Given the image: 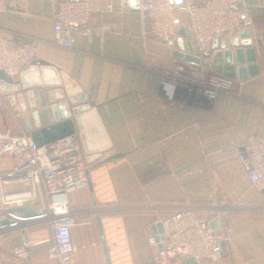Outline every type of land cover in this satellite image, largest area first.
<instances>
[{
	"label": "crops",
	"instance_id": "1",
	"mask_svg": "<svg viewBox=\"0 0 264 264\" xmlns=\"http://www.w3.org/2000/svg\"><path fill=\"white\" fill-rule=\"evenodd\" d=\"M4 1L0 35L40 43L20 86L0 78L2 115L12 122L4 131L30 134L46 127V110L54 123L53 107H89L77 116L91 172L89 188L69 198L80 221L71 232L72 264H156L148 237L161 236V221L184 210L229 228L231 242L214 264H264V192L251 186L240 162L245 143L264 137V0H246L248 19L212 42L209 65L201 60V67L176 59L152 35L142 14L146 0L138 9L124 0H95L90 26L116 31L91 40L78 35L74 51L53 46L52 0ZM189 26L184 16L185 42L198 54ZM184 65L200 78L234 75L232 92L210 100L181 91L169 101L160 77L146 69ZM116 154L124 157L105 163ZM9 167L0 162V173ZM94 218L100 221L90 223ZM51 241L46 223L1 232L0 264H58L45 253ZM20 251L29 253L19 258Z\"/></svg>",
	"mask_w": 264,
	"mask_h": 264
},
{
	"label": "built area",
	"instance_id": "2",
	"mask_svg": "<svg viewBox=\"0 0 264 264\" xmlns=\"http://www.w3.org/2000/svg\"><path fill=\"white\" fill-rule=\"evenodd\" d=\"M94 1L52 0L57 8L53 46L74 51L78 35L91 40L97 33L116 31V27L108 24L96 30L90 26ZM184 5L185 10H181L168 0H146L142 14L151 23L152 35L174 52L178 51L179 30L186 16L193 42L206 66L212 42L225 34L233 35L250 16L246 0H204L201 4L184 0ZM6 9L5 1L0 0V12ZM107 9L114 10L113 6ZM39 45L38 41L18 43L14 38L0 35V72L18 81L23 66L36 58ZM185 66L173 72L146 71L160 77L162 91L169 101L176 100L181 91L210 100L232 92L233 81L225 76L200 78L195 70L184 73ZM244 147L247 157H240L242 168L251 186L264 192V137L249 139ZM5 160L10 162V167L0 173V212L28 207L44 211L47 214L44 223L52 233L46 256L58 264H72L71 232L80 221L70 209L69 198L89 188L91 172L79 139L73 136L38 148L30 134L0 132V162ZM214 220L191 210L166 217L161 221V236L148 237L149 245L156 249L155 263L176 264L191 259L195 264L219 262L231 235L224 224L220 229L212 228ZM90 223L97 224V218ZM27 253L20 251L16 255L24 258Z\"/></svg>",
	"mask_w": 264,
	"mask_h": 264
},
{
	"label": "water",
	"instance_id": "3",
	"mask_svg": "<svg viewBox=\"0 0 264 264\" xmlns=\"http://www.w3.org/2000/svg\"><path fill=\"white\" fill-rule=\"evenodd\" d=\"M168 1L178 6L181 10H185L184 0H168ZM124 2L126 4H129V6L134 9H138L141 4V0H124ZM187 33H188L187 29L183 27L180 28L179 38H178V51L174 53V56L176 59L180 61L193 64L197 67H201L202 63H201L200 55L194 52L193 47L189 42H185V40L188 38ZM251 74L254 75V73ZM225 77L230 80L234 79V75H225ZM0 78L5 80L9 84H13L16 86L21 85L20 82L13 81L3 72H0ZM86 108L88 109L89 107L87 105L83 107L82 106L67 107L66 109L53 107L52 112L54 115V123H52V120L49 117V111L47 110L44 111V115L46 118V127H41V125H38V129L30 133L31 138L33 139L35 145L38 148H42L44 146L51 145L62 139L77 136L78 134L77 121L79 120V118L77 119V116L82 114L86 110ZM241 152H242V156L246 158L247 154L244 147L242 148ZM123 157H124L123 154H116L110 157L107 161H105V163H108L113 160H118ZM0 216L4 218L0 220V233L8 232L10 230H15V229H25L34 225H40L44 223L47 219V214L44 211L37 210L33 207L8 209L0 213ZM98 221H100L99 218L97 219V223ZM211 227L214 229H220L221 222L219 220H216L211 224ZM158 228L160 230V234L163 233L161 224L160 227ZM103 244L105 245L104 240H103ZM105 253L108 259L107 248H105ZM189 261L192 264H195L194 260L191 259Z\"/></svg>",
	"mask_w": 264,
	"mask_h": 264
},
{
	"label": "rangeland",
	"instance_id": "4",
	"mask_svg": "<svg viewBox=\"0 0 264 264\" xmlns=\"http://www.w3.org/2000/svg\"><path fill=\"white\" fill-rule=\"evenodd\" d=\"M193 71H194L193 69L189 70L186 67L184 68V73L191 74ZM0 103L2 104L1 99H0ZM9 121H10V118L8 116H6L5 114L2 115V109L0 107V132H10V131H4V130H8V129H5V128H9V126H7V124H9ZM10 123L12 124L11 121H10ZM5 126H7V127H5ZM87 159H86L87 163L90 164V161L87 160Z\"/></svg>",
	"mask_w": 264,
	"mask_h": 264
}]
</instances>
